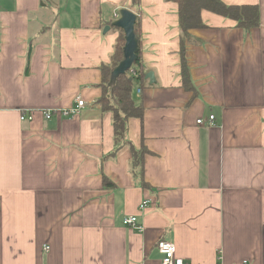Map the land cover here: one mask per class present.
Instances as JSON below:
<instances>
[{
    "label": "crops",
    "instance_id": "obj_1",
    "mask_svg": "<svg viewBox=\"0 0 264 264\" xmlns=\"http://www.w3.org/2000/svg\"><path fill=\"white\" fill-rule=\"evenodd\" d=\"M222 1L257 6L259 26L245 32L200 12L207 29L185 41L192 99L174 2L55 0L49 14L45 0H0V264H160L161 240L186 264H264V0ZM126 8L154 73L135 94L143 122L130 118L125 130L150 152L145 188L127 147L104 158L116 147L97 104L99 66L120 35L103 29ZM77 98L86 104L77 116L43 118ZM131 216L142 233L122 225Z\"/></svg>",
    "mask_w": 264,
    "mask_h": 264
},
{
    "label": "trees",
    "instance_id": "obj_2",
    "mask_svg": "<svg viewBox=\"0 0 264 264\" xmlns=\"http://www.w3.org/2000/svg\"><path fill=\"white\" fill-rule=\"evenodd\" d=\"M132 6H138L140 0H131ZM166 2H174L177 5L178 15V28L182 32L181 48L179 52L180 62V76L181 86L185 91L192 93V99L196 97V90L191 82L190 72L188 71L187 58H185V41L192 42L190 31L198 29H207L201 19V11H206L211 14H216L225 19H229L235 23V27L245 32H250L259 26L260 12L257 6L254 5H226L222 0H164ZM44 3V2H43ZM139 22L138 18L134 30L136 37L139 39ZM120 35L117 37L114 44L110 62L99 66L101 75V82L99 88L101 95L97 100L100 104L103 114H109L112 118L113 129V145L115 150L104 158H113L115 154L123 147L130 150V164L134 175H138L142 187H148L143 179V165L144 155L150 153L145 147L136 150L134 146L127 143L126 139V126L128 119H138L143 122V106L141 102L136 100V90L139 88L142 91L145 80V69L140 58V50L138 52V61L126 73L117 76L114 83L110 86L111 73L113 69L122 61L123 47H124V34L120 29ZM140 42H138L139 45ZM140 49V45H139ZM103 187L112 188L113 184L106 178L102 180Z\"/></svg>",
    "mask_w": 264,
    "mask_h": 264
},
{
    "label": "built area",
    "instance_id": "obj_3",
    "mask_svg": "<svg viewBox=\"0 0 264 264\" xmlns=\"http://www.w3.org/2000/svg\"><path fill=\"white\" fill-rule=\"evenodd\" d=\"M113 16L115 19H117L119 16L117 13H113ZM137 94L139 95L141 93V90L137 88ZM86 104L83 102V100L77 98L75 100V103L73 106L67 109H59L56 108L54 110L45 109L41 110V114L44 119L51 120L56 118H71L72 116H77L83 108H85ZM33 111H27L22 112L19 116V120L22 122H30L33 118ZM214 116H210L208 119V126H213ZM197 125H202L203 120H198L196 122ZM149 204L148 200H145L141 203L139 209L141 211H144L147 205ZM122 225L128 229H133L137 231L138 233H142L143 226L138 222V218L136 216L131 217H124L122 220ZM156 247L158 250V253L161 256V263L160 264H186L184 260L176 256V246L173 245V243L167 241V240H161L156 243ZM47 249V248H45ZM44 249V250H45ZM247 264V263H243Z\"/></svg>",
    "mask_w": 264,
    "mask_h": 264
},
{
    "label": "water",
    "instance_id": "obj_4",
    "mask_svg": "<svg viewBox=\"0 0 264 264\" xmlns=\"http://www.w3.org/2000/svg\"><path fill=\"white\" fill-rule=\"evenodd\" d=\"M118 19L111 23V27H106L104 31L109 28H117L123 31L124 34V47H123V58L122 61L113 69L111 73V80L109 85L111 86L117 76L127 72L139 59V45L138 38L136 37L134 26L138 16L129 9H121L118 12ZM145 80H149L151 83L154 80V73L147 72Z\"/></svg>",
    "mask_w": 264,
    "mask_h": 264
},
{
    "label": "rangeland",
    "instance_id": "obj_5",
    "mask_svg": "<svg viewBox=\"0 0 264 264\" xmlns=\"http://www.w3.org/2000/svg\"><path fill=\"white\" fill-rule=\"evenodd\" d=\"M55 3H56L55 0H53V1L52 0H45V2L43 3L44 4V8L47 10V12L49 14L54 11L55 7L58 8ZM61 4H63V2H61Z\"/></svg>",
    "mask_w": 264,
    "mask_h": 264
}]
</instances>
